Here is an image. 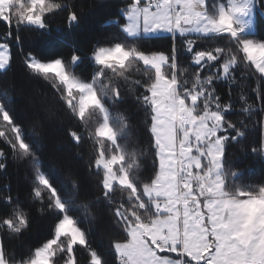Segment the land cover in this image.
Masks as SVG:
<instances>
[{
  "label": "snow or ice",
  "instance_id": "6c2138e0",
  "mask_svg": "<svg viewBox=\"0 0 264 264\" xmlns=\"http://www.w3.org/2000/svg\"><path fill=\"white\" fill-rule=\"evenodd\" d=\"M61 11L69 29L79 26L83 9L66 0H0L7 28L0 73L11 70L9 41L19 45L22 28L48 32L49 17ZM256 11L257 0H123L117 18L105 22L114 30L90 49L46 59L27 52V72L50 86L75 122L67 134L76 155L92 145L85 169L99 193L71 176L70 187L58 181L39 132L26 131L3 93L0 264H264V181L238 183L244 173L233 171L231 151L238 146L241 155L264 160V37L256 38ZM169 37V50L151 46ZM213 39L225 44L199 43ZM249 79L256 82L252 102ZM133 112L143 119L134 123ZM20 162L31 175L26 198L7 182L9 166ZM94 205L109 213L113 231L101 236L107 249L93 239ZM33 207L52 217V231L17 253Z\"/></svg>",
  "mask_w": 264,
  "mask_h": 264
},
{
  "label": "trees",
  "instance_id": "16d2710c",
  "mask_svg": "<svg viewBox=\"0 0 264 264\" xmlns=\"http://www.w3.org/2000/svg\"><path fill=\"white\" fill-rule=\"evenodd\" d=\"M74 4L75 10L79 13L83 9V15L79 26L72 29L67 25V13L58 12L50 19V30H34L31 28H22L20 31L21 42L17 45L14 41H9L10 51L12 54L11 70L0 73V98L3 93L7 92L12 99L10 107L19 121L25 125L26 131L31 132L33 126L39 132L40 143L44 155L45 165L56 166L58 172V181L63 183L66 188L70 187L67 176L80 179L90 192L99 193L96 184V178H89L86 175L85 164L93 151L92 145L87 144L82 149L83 158L76 155L74 142L67 134L69 128H75V122H70L63 112L58 98L51 91L50 86L43 80L30 75L24 67L23 56L27 52H32L41 58H49L56 55L67 57L72 47L81 50H88L92 44L107 30H114L111 25L105 22L108 19H116L118 8L123 6V0H66ZM7 30L6 25L0 22V34ZM15 34V29H13ZM256 38L264 37V21L259 20ZM202 47H214L217 44H225L218 39L199 42ZM158 50L170 49V37L168 39H159L151 45ZM183 64L188 63V59L182 60ZM85 74L90 71L87 64L81 68ZM256 82L254 79L247 81L246 91L250 102L255 100V94L252 92ZM218 90L226 95L227 86L218 85ZM237 91V89H233ZM237 107L240 101L234 98ZM130 110L134 105L129 99L127 105ZM239 113L234 114L231 118L237 119ZM133 122L136 123L143 119L142 112H133ZM249 138L258 140L259 130L256 129L249 133ZM146 139V138H145ZM0 146L3 142L0 141ZM231 151L235 153L232 157L234 161L233 171L243 172L242 181L244 183H259L264 181V160H260L251 155H241L239 147H234ZM150 170L151 165L147 166ZM148 174V173H145ZM31 175L27 166L20 162L19 164L10 165L7 173V182L10 183L14 194L18 193L22 198H26L30 191ZM5 174H0V186L5 183ZM119 200L120 193L114 194ZM98 216V222L93 231L95 243L107 249L108 241L101 239L102 234L113 231L110 224L109 213L105 208L93 206ZM32 226L31 230L24 237L16 241L14 251L17 253L24 251L28 245H33L43 241L50 236L52 231L53 220L50 215H40L36 207L31 209Z\"/></svg>",
  "mask_w": 264,
  "mask_h": 264
},
{
  "label": "rangeland",
  "instance_id": "374dc122",
  "mask_svg": "<svg viewBox=\"0 0 264 264\" xmlns=\"http://www.w3.org/2000/svg\"><path fill=\"white\" fill-rule=\"evenodd\" d=\"M217 2H224L226 3L227 0H217ZM264 4V0H257V11L255 13V24H254V31L257 32L258 29V22L259 20L264 21V8H261L260 5Z\"/></svg>",
  "mask_w": 264,
  "mask_h": 264
}]
</instances>
